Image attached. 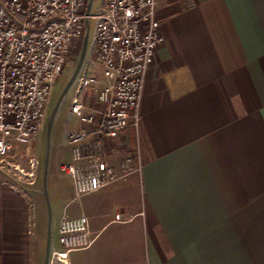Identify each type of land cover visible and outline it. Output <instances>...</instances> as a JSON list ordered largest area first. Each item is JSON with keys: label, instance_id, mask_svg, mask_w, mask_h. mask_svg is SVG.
I'll use <instances>...</instances> for the list:
<instances>
[{"label": "crops", "instance_id": "0c3cea01", "mask_svg": "<svg viewBox=\"0 0 264 264\" xmlns=\"http://www.w3.org/2000/svg\"><path fill=\"white\" fill-rule=\"evenodd\" d=\"M158 4L140 130L106 148L119 179L79 199L68 175L55 185L57 236L64 216H86L94 239L67 264H264V0ZM5 190L0 264H35Z\"/></svg>", "mask_w": 264, "mask_h": 264}, {"label": "built area", "instance_id": "2783aa9c", "mask_svg": "<svg viewBox=\"0 0 264 264\" xmlns=\"http://www.w3.org/2000/svg\"><path fill=\"white\" fill-rule=\"evenodd\" d=\"M89 2L0 0V158L27 159L32 175L53 89L83 45L87 24L93 30L96 69L80 71L71 87V113L88 129L69 136L72 162L61 166L77 199L119 179L106 148L122 132L140 130L147 73L162 42L158 0H102L87 14ZM58 236L49 264L94 242L86 216H64Z\"/></svg>", "mask_w": 264, "mask_h": 264}, {"label": "rangeland", "instance_id": "374dc122", "mask_svg": "<svg viewBox=\"0 0 264 264\" xmlns=\"http://www.w3.org/2000/svg\"><path fill=\"white\" fill-rule=\"evenodd\" d=\"M101 3L102 0H95L93 10H97L101 6ZM92 37L93 30L91 31L90 41ZM82 48L83 45L76 50L63 76L53 89L47 111L45 129L35 144L32 156L39 162L35 175L31 174L27 159L23 160L21 157L0 158V185L6 189L4 191L5 194L12 195L18 201L19 207H23L21 210L25 211L23 212L25 217H22L20 216L22 214L21 210L18 209L20 224L22 223V218H24L25 237L22 239L25 244L29 242L30 255L35 259V264H38V262L41 264L46 263L49 238L51 241V251L60 248L59 237L54 228L59 220L62 208L59 206L61 205V199L58 200L56 198L55 185L57 181L63 186L69 185V180L61 172L62 165L72 162V149L67 134L69 128L73 129L81 125L80 120L71 113L73 90L70 89L61 102L60 98L78 66ZM95 69L93 47L88 45L87 55L81 72L92 75ZM55 110V118L50 134H48L47 127L49 120L52 118ZM48 152L46 197L44 193V180L45 162ZM70 158L71 161L69 162ZM17 167L24 169V173L21 174L17 171ZM14 209L17 210V208ZM49 209L52 213L51 228L49 227ZM8 243L9 240H4L2 248L6 249V252L10 248ZM55 246H57V249ZM28 247L26 248L28 249ZM54 263L58 264L56 261Z\"/></svg>", "mask_w": 264, "mask_h": 264}, {"label": "water", "instance_id": "95a60500", "mask_svg": "<svg viewBox=\"0 0 264 264\" xmlns=\"http://www.w3.org/2000/svg\"><path fill=\"white\" fill-rule=\"evenodd\" d=\"M95 0H90L89 2V6H88V10H87V14L90 13L92 6L94 4ZM87 32L83 41V48H82V52H81V57L78 63V66L74 72V75L72 77V79L70 80L69 84L67 85V87L65 88L61 98H60V102L63 100V98L68 94L69 90L71 89V87L73 86L78 74L80 73L82 66L84 64L86 55H87V50H88V43H89V35H90V30H89V24H87ZM55 114H56V110L52 116V118H50L49 120V124H48V134H50L51 128H52V124L55 118ZM48 157H49V152L47 153V158H46V162H45V180H44V193L45 196L47 197V187H46V180H47V174H48ZM49 227H52V213L49 209ZM50 256H51V241L49 238L48 241V249H47V256H46V263L45 264H49L50 261Z\"/></svg>", "mask_w": 264, "mask_h": 264}, {"label": "bare ground", "instance_id": "6f19581e", "mask_svg": "<svg viewBox=\"0 0 264 264\" xmlns=\"http://www.w3.org/2000/svg\"><path fill=\"white\" fill-rule=\"evenodd\" d=\"M67 264V257L65 259L62 260V262L60 264Z\"/></svg>", "mask_w": 264, "mask_h": 264}]
</instances>
